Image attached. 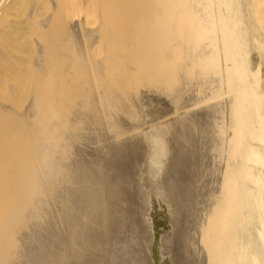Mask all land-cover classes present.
<instances>
[{
  "label": "bare ground",
  "instance_id": "bare-ground-1",
  "mask_svg": "<svg viewBox=\"0 0 264 264\" xmlns=\"http://www.w3.org/2000/svg\"><path fill=\"white\" fill-rule=\"evenodd\" d=\"M47 1L0 105V264H264L253 0Z\"/></svg>",
  "mask_w": 264,
  "mask_h": 264
},
{
  "label": "rangeland",
  "instance_id": "rangeland-1",
  "mask_svg": "<svg viewBox=\"0 0 264 264\" xmlns=\"http://www.w3.org/2000/svg\"><path fill=\"white\" fill-rule=\"evenodd\" d=\"M242 1L245 2V0H242ZM246 1H248V0H246ZM254 1H258L256 3L257 5H255ZM261 1L262 0H253L254 3L253 2L250 3L252 7H250V4H248V5L244 4L245 5V10H248V13L250 14L249 15L246 12V14H247L246 15V23H247V25H249L248 29H249V35H251L250 38H253V40L251 39L252 41H254V40L257 41L258 40L257 42H258V44L260 46L259 50L261 51V52L257 51V53L259 54V56H258V55H256L257 54L256 53V49H255V51L252 49V51L254 53L251 52V60H252V64L254 63L253 64L254 67L258 66V64H259L258 62H260L259 61L260 58H261V62L260 63H262V61H264V56H262V54H264V27H262V26H264V24H262V23H264V12H262V10H264V9H262V8H264V3H261ZM23 2H24L25 5L20 6V7H16V8H14V10L7 12V14H5V17L0 20V23L7 24L9 21H14V20L23 21L24 18L27 17V15H29V14L32 16L31 20H28L27 22L25 21V23L22 26L16 28L14 31H11V32L10 31H4L3 33H1V31H0V35H1L0 36V50H2L7 55V57H8L7 60H9L8 62L6 60L5 61L6 63L4 62L5 63L4 64L5 65L4 69H6L7 72H8V73L4 72L5 73V77H10L11 75L17 74L16 75L17 77L16 76L13 77V78H16L15 79V84H12L14 82V80L11 83L12 86L14 87V89H15L13 92H10V94H8L9 91L5 88L6 91H7V93H5L6 91H3L5 89H2V87H0V92H1L0 94H2L3 98L6 99V100H3L2 96L0 95L1 96L0 97L1 98L0 105L2 104L1 105L2 107H9L8 104H11L13 101L18 99L16 97V96H18V93H19V99L22 100L21 101V100L18 99V101H21L22 106L24 104L27 105V103H28L27 100H29V99H26V97L30 98L31 93H32V88H27V87H31V85L30 86L27 85V83H29V84L31 83V82H29L31 80L27 79L26 77L29 76L28 75V69L31 66V64L33 63V60H34V57H35V43L41 41V39H40L41 38V34H40L39 30H38V26L37 25L39 24V22L41 20L46 18L52 12L51 3L49 1H47V0H23ZM69 2L72 4L75 1L74 0H69ZM249 2H250V0H249ZM35 3H37V5L31 12V5H33ZM253 5H254V8H253ZM257 7H258L259 11L256 10ZM251 8H253V9H251ZM249 9H251L252 11L249 10ZM260 9H262V10L260 11ZM253 10H255V11H253ZM252 12H254L255 15ZM257 15H259L261 17L258 16V18H256ZM254 16H256L255 19L253 18ZM252 19H253V21H252ZM254 21H255V24L253 23ZM257 21H258V23H257ZM249 22L252 24V26L249 24ZM256 24L259 25V26L261 25L259 27V29H262V31L258 29V26ZM253 26H254V28H253ZM250 27L253 28V29H255V28L256 29L255 30H251ZM256 32H257V34H256ZM259 34H261V35H259ZM254 43H255V41H254ZM254 43H253V46H252L253 48H255L254 47ZM253 59H254V61H253ZM31 61H32V63H31ZM255 62H257V63H255ZM7 64H8V66L6 67ZM259 66H260L261 71L264 70V64H260ZM6 70H4V71H6ZM7 74H9V75L7 76ZM18 74H21V75L18 76ZM25 74H26V76H25ZM262 74H264V72H262ZM22 79L25 80L26 84L24 83L25 84L24 86L19 87L18 83H22V81H19V80H22ZM26 79L29 80V81L27 82ZM8 85H10V82L8 83ZM17 86L19 88H21V89H18V91H16L17 90ZM22 88H24V89H22ZM26 89H28L27 92L25 91ZM19 91H21V92H19ZM2 92H4V93H2ZM15 93H16V96H15ZM23 93H24V95L26 93L25 99H23V96H24ZM4 94H5V96L8 95L9 98H6L8 96L5 97ZM21 96H22V98H21ZM11 97H13V98H11ZM10 99L11 100L13 99L12 102H11ZM4 101H5V104L7 106L4 104ZM8 101H10V103L7 104L6 102H8ZM26 101H27V103H26ZM21 103H19V104H21ZM13 105H14V102H13ZM16 105H17V101H16ZM16 105L14 107H12V109H11L14 112L18 111L17 110L18 106H16ZM1 106H0V108H1ZM22 106H21V109L23 110L25 108V106H23V108H22ZM13 108L15 110H17V111L13 110ZM21 109H19V112H21ZM6 116H8V117L6 118ZM1 118L5 122L9 121V119H10L9 115H5V116H3ZM0 124H1V121H0Z\"/></svg>",
  "mask_w": 264,
  "mask_h": 264
}]
</instances>
